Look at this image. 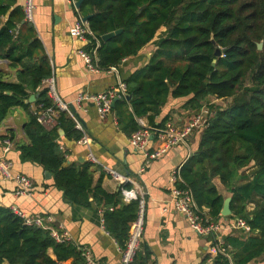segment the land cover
<instances>
[{
  "label": "trees",
  "instance_id": "trees-1",
  "mask_svg": "<svg viewBox=\"0 0 264 264\" xmlns=\"http://www.w3.org/2000/svg\"><path fill=\"white\" fill-rule=\"evenodd\" d=\"M76 13L79 18L91 14L93 35H88L84 48L96 50L102 70L118 69L126 59L138 56L161 28L166 29L149 61L123 80L133 96L130 104L124 96L112 108L118 125L131 136L144 127L140 119L147 117V127L156 135L168 123V114L158 117L170 97L186 98L185 107L195 113L207 105V124L198 129L200 142L180 166L176 186L191 190L200 215L224 225L242 218L251 228L221 230L218 235L224 243L211 264H248L263 256L264 0H84ZM119 29V34L101 40ZM217 49L222 50L220 56ZM0 59L9 60L18 71L17 82L6 81L0 73V127L13 108H25L29 142L17 146L22 159L50 171L67 201L103 208L105 229L124 248L141 197L126 202L123 188L132 189L130 184L110 193L102 177L94 183L100 168L94 162L69 161L60 132L75 141L83 132L67 111H60L53 127L38 121L35 111L54 105L44 86L53 67L19 0H0ZM31 93L37 95L34 110L28 101ZM216 180L232 197L229 216L221 215L228 196L220 192ZM216 238L213 234L212 244ZM63 262L85 264L83 249L72 241L58 242L49 230L25 224L12 207L0 205V264Z\"/></svg>",
  "mask_w": 264,
  "mask_h": 264
},
{
  "label": "crops",
  "instance_id": "crops-1",
  "mask_svg": "<svg viewBox=\"0 0 264 264\" xmlns=\"http://www.w3.org/2000/svg\"><path fill=\"white\" fill-rule=\"evenodd\" d=\"M19 2L24 5L25 0ZM34 3L33 24L51 60L57 93L63 101L73 105V111L91 139L89 146L83 145L67 139L61 130L59 142L68 150L67 158L71 162H84L90 160L92 154L96 158L94 163L100 167L94 174V183L102 177V185L110 193L117 192L123 185L113 172L128 177L129 181L125 184H130L140 195L142 191L148 192L144 234L137 251V264H211L212 261L207 263L206 259L212 245V235L198 234L188 219L175 209L171 194L172 172L197 149L200 130H195L185 142L160 157L147 158L144 152L131 145L130 136L119 127L114 111L103 118L94 103H77L79 94H97L114 88L136 68L146 64L157 48L158 40L165 37L166 29L161 28L159 35L138 56L126 59L117 72L110 69L92 71L79 53V50L85 49L87 41L69 33L70 27L80 20L75 7L69 0H34ZM10 63L9 60L0 59V73L4 74L6 81L17 82L18 71L11 68ZM34 102H30L31 110L35 109ZM185 102L186 98L170 97L158 120L168 114V122L179 128L184 127L196 112L193 108L185 107ZM27 121L28 112L23 107L13 108L4 119L0 127V158L12 161V172L30 177L33 187L30 194L18 195L16 181L6 179L0 171V205L17 207L31 216L53 215L56 227L68 236L69 241L90 250L93 257L102 263L119 264L122 250L104 227L103 208L95 210L67 201L63 192L54 186L52 175L50 178L46 176L47 170L22 159L17 146L29 142L25 134ZM140 122L148 126L147 117L141 118ZM3 137L5 140H1ZM155 137L148 144L149 152H154L161 145ZM215 182L220 192L229 196L220 181ZM248 264H264V255Z\"/></svg>",
  "mask_w": 264,
  "mask_h": 264
},
{
  "label": "built area",
  "instance_id": "built-area-1",
  "mask_svg": "<svg viewBox=\"0 0 264 264\" xmlns=\"http://www.w3.org/2000/svg\"><path fill=\"white\" fill-rule=\"evenodd\" d=\"M69 2L71 3V5L74 6V0H69ZM23 8L25 12V20L33 23L35 10L34 0H25ZM69 33L71 36L85 41H88V35H93L92 31L86 28L81 18L72 27H70ZM95 52L96 50L93 52H88L85 49L79 50L81 57L92 71L100 70V67L96 63ZM110 70L114 72L118 71L116 67H111ZM44 86L48 88L49 96L53 99L54 105L45 108L41 105L40 108L35 111L38 121L49 128L53 127L57 124V119L60 111H67L69 115L76 121V127L83 132V136L78 140V143L89 146L91 139L86 133L83 124L80 122V119L77 117L76 112L73 111L71 106L65 101H63L57 93L56 79L54 73L44 80ZM125 93H127L126 84L123 81H119L116 87L97 94H79L77 97V103H94V105L97 107L99 115L104 118L106 115L113 111V102L116 99L124 97ZM209 114V107L207 105H204L198 113H195L193 115V117L184 127L179 128L174 123L168 122L166 124V127L158 131L156 135L153 134L150 127L144 126L143 128L135 131L130 136V143L136 149L144 152L147 158L160 157L168 150L185 142L187 138L194 133L195 130L203 128L207 124ZM153 136H156L155 138H157L161 142V145L159 148H156L154 152H149L147 150V147ZM6 143L10 145L8 141ZM61 148L63 150H66L62 145ZM89 159L92 162L96 161V158L92 154H90ZM12 166V161L6 158H0V171L6 179L16 181L18 185L17 194H30V191L33 187L32 179L23 174H14L12 172ZM112 174L114 175V177L119 179V181L123 185L127 181H129L128 177L119 175L116 172H113ZM179 174L180 166L175 169L171 175V182L173 184L171 194L173 197L175 209L188 219L190 226L198 234L205 236H210L213 234L217 235L215 244H212L209 249V258L206 261L207 263H209L212 261L213 257L218 254V252L220 251V246L224 243L223 239L218 235V233L223 228L228 227L230 229L232 228L237 230H243L245 232L251 231V228L249 224L242 218H236L231 222V224L224 225L222 223L212 220L211 218H207L206 216L200 215L195 207V201L191 190L187 188H179L176 186L177 181L180 180ZM123 194L125 201L128 202L133 199H138L139 196L141 197L140 208L138 211L137 218L132 223L133 229L130 233L129 239L127 240L126 246L124 248H121L122 255L121 261L119 263L135 264V257L144 234L146 200L148 192L142 191V194L140 195L135 189L123 188ZM12 208L14 212L24 220L25 224L35 225L37 227H42L44 229L49 230L51 232V235L58 242L69 241L68 236L66 234H63L60 231L59 227H56L55 217L53 215L31 216L27 215L17 207ZM83 255L86 259L85 264H105L96 260L93 257L92 252L88 249H83Z\"/></svg>",
  "mask_w": 264,
  "mask_h": 264
},
{
  "label": "water",
  "instance_id": "water-1",
  "mask_svg": "<svg viewBox=\"0 0 264 264\" xmlns=\"http://www.w3.org/2000/svg\"><path fill=\"white\" fill-rule=\"evenodd\" d=\"M83 2H84V0H74V7H75V9L77 11L80 12L81 6H82V3ZM90 16H91V14H88V15H85V16H81L82 22L85 24L86 28L89 29V30H91L90 29V26H89V22H88ZM121 31H122V29H119L117 31H113V32H110V33H106V34H104L102 36L101 40L107 41L111 37H113L114 35L119 34ZM101 40L98 39V43L99 44L101 43ZM258 48L260 50L263 48V42H259L258 43ZM221 54H222V50L221 49H217L216 55L217 56H220ZM95 55H96V62L99 63L100 59L98 57L97 52H95ZM132 96L133 95L131 93H125V98L129 102V104L131 103ZM36 99H37V95L33 94V95H31L29 97L28 101L29 102H34ZM116 101H117V99L113 102V104H112L113 107H115ZM70 106H71L72 110H75V108L73 107V105H70ZM131 109H132V107H131ZM45 174H46V176L48 178H50L51 175H52V173L50 171H46ZM231 201H232V197L231 196L226 197V199L224 201V205H223L222 211H221V215H223V216H229V215L232 214ZM195 207H196V209L200 210V208L197 205V203H195ZM204 214L206 215L207 213H204Z\"/></svg>",
  "mask_w": 264,
  "mask_h": 264
},
{
  "label": "rangeland",
  "instance_id": "rangeland-1",
  "mask_svg": "<svg viewBox=\"0 0 264 264\" xmlns=\"http://www.w3.org/2000/svg\"><path fill=\"white\" fill-rule=\"evenodd\" d=\"M159 34L157 33L156 37L158 36ZM221 103V102H220Z\"/></svg>",
  "mask_w": 264,
  "mask_h": 264
}]
</instances>
